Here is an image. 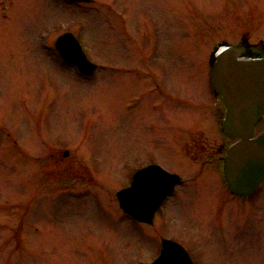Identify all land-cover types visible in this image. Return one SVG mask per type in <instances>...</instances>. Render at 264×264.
<instances>
[{
	"label": "rangeland",
	"instance_id": "rangeland-1",
	"mask_svg": "<svg viewBox=\"0 0 264 264\" xmlns=\"http://www.w3.org/2000/svg\"><path fill=\"white\" fill-rule=\"evenodd\" d=\"M66 31L100 66L92 75L59 55ZM243 34L264 42V0H0V264H136L156 256L159 235L196 264H264V183L249 199L229 194L217 148L227 135L206 106L210 52ZM147 71L178 101L163 104ZM193 140L205 156L181 146ZM53 148L70 149L60 164L86 161L98 181L55 179ZM183 154L214 161L196 177ZM151 163L185 184L153 223L132 221L115 194Z\"/></svg>",
	"mask_w": 264,
	"mask_h": 264
},
{
	"label": "water",
	"instance_id": "water-1",
	"mask_svg": "<svg viewBox=\"0 0 264 264\" xmlns=\"http://www.w3.org/2000/svg\"><path fill=\"white\" fill-rule=\"evenodd\" d=\"M56 46L65 60L77 64L83 72L94 70L95 65L87 60L71 33L61 35ZM243 48L221 46L213 68L214 86L227 107L223 128L230 136L239 138L227 151L225 176L231 190L241 195L252 192L264 180V130L254 136V126L264 115V58H237ZM179 180L157 165L142 168L134 174L129 187L117 192L120 206L138 220L149 222ZM141 264L193 262L182 245L164 238L160 255L151 263Z\"/></svg>",
	"mask_w": 264,
	"mask_h": 264
},
{
	"label": "flooded vegetation",
	"instance_id": "flooded-vegetation-1",
	"mask_svg": "<svg viewBox=\"0 0 264 264\" xmlns=\"http://www.w3.org/2000/svg\"><path fill=\"white\" fill-rule=\"evenodd\" d=\"M246 54L252 55V56H264V50H260L257 48L256 49L249 48ZM200 148H201V154L204 156L205 151L203 150L202 147ZM48 152H49L48 154L49 156L46 159L47 161L46 164L51 165L52 167L56 168L57 171L62 173V175H60L59 177L57 175L53 176L55 179L57 178L58 181H60L61 178L62 179L66 178L67 180H70L71 183L73 182L75 183H87V182L96 183L97 179L92 175V172H91L92 166L90 164L87 165L86 161H83V160L72 161L70 165H68L69 167H66L60 163H62L64 159L68 158V155H69L68 151L64 149H60V148H53V149L48 150ZM207 160L209 159H206L205 161H203L202 165H205ZM55 161H57L59 165L54 164ZM89 173H91L92 176H88L90 175ZM38 228H39L38 226H35L36 230H38Z\"/></svg>",
	"mask_w": 264,
	"mask_h": 264
}]
</instances>
